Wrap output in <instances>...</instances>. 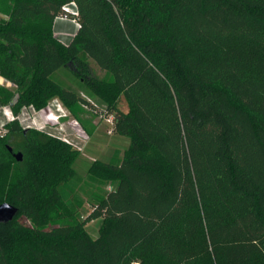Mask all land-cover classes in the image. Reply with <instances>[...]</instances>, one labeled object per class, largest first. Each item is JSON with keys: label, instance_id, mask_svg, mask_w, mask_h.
<instances>
[{"label": "trees", "instance_id": "obj_1", "mask_svg": "<svg viewBox=\"0 0 264 264\" xmlns=\"http://www.w3.org/2000/svg\"><path fill=\"white\" fill-rule=\"evenodd\" d=\"M71 2L80 28L62 46ZM66 67L130 147L89 169L113 186L82 220L75 151L11 123L0 205L17 212L0 222V264H264V0H0V74L17 89L0 104H88L53 80Z\"/></svg>", "mask_w": 264, "mask_h": 264}, {"label": "rangeland", "instance_id": "obj_2", "mask_svg": "<svg viewBox=\"0 0 264 264\" xmlns=\"http://www.w3.org/2000/svg\"><path fill=\"white\" fill-rule=\"evenodd\" d=\"M72 19L73 16L69 15L68 19L62 21L56 19L54 23L53 36L62 46L70 44L77 34L78 30L72 22ZM93 75L102 80L108 78L107 74L101 72L96 66H93ZM52 78L60 86L77 93L88 103H79L68 107L60 98L54 97L45 107L40 109L45 111V113H49L50 103L57 99L62 103L68 114V118H65L61 129L53 126L49 129V133L64 144L67 143L62 139L69 141L71 144L67 145L76 153V161L73 167L82 178V184L76 190L79 191L78 195L83 202L81 215L82 220H85L92 212V205L88 202L98 195L110 191L113 186L111 184H101L100 180V182L98 180L93 181L88 175L89 169L96 162L119 164L130 147V139L115 134L113 126L105 120L108 115H114V113H111V110L104 101L89 91L85 82L76 77L71 68L66 67L59 70ZM0 89L17 91L16 86H13L1 74ZM13 99L12 104H0V118L2 117L1 111L5 107H10L14 113H18L14 109V104L17 102V95ZM116 106L123 113H128L130 110L123 96L117 97ZM6 137L0 139H5ZM22 222L28 224L26 220ZM101 226V220H94L87 223L86 229L92 238H98L101 232Z\"/></svg>", "mask_w": 264, "mask_h": 264}, {"label": "built area", "instance_id": "obj_3", "mask_svg": "<svg viewBox=\"0 0 264 264\" xmlns=\"http://www.w3.org/2000/svg\"><path fill=\"white\" fill-rule=\"evenodd\" d=\"M63 11L64 14L57 19L62 21L68 19L69 15L73 16L72 22L75 24L78 30L80 28V23L78 21L79 13L76 3L71 2L65 5L63 7ZM1 113L2 117L0 118V138H4L7 136V134L9 133L8 126L14 122H17L25 131L34 130L54 136L49 133V129H51V127L53 126L59 127L61 129L65 118H68V114L65 111V108L57 99L53 100L50 103L49 113H45V111L39 110L32 105L23 107L17 114L14 113L10 107L3 108V111H1ZM105 120L114 128V115H108ZM62 140L67 144H71L66 139Z\"/></svg>", "mask_w": 264, "mask_h": 264}, {"label": "water", "instance_id": "obj_4", "mask_svg": "<svg viewBox=\"0 0 264 264\" xmlns=\"http://www.w3.org/2000/svg\"><path fill=\"white\" fill-rule=\"evenodd\" d=\"M15 157L17 160H21L22 154L16 153ZM16 212V209L9 204L0 205V222L11 220Z\"/></svg>", "mask_w": 264, "mask_h": 264}]
</instances>
